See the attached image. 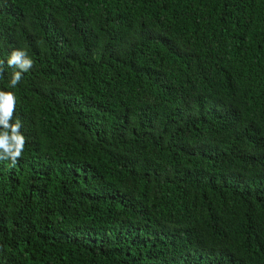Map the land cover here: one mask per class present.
<instances>
[{"label":"trees","instance_id":"trees-1","mask_svg":"<svg viewBox=\"0 0 264 264\" xmlns=\"http://www.w3.org/2000/svg\"><path fill=\"white\" fill-rule=\"evenodd\" d=\"M0 60V264H264V0H0Z\"/></svg>","mask_w":264,"mask_h":264},{"label":"clouds","instance_id":"clouds-1","mask_svg":"<svg viewBox=\"0 0 264 264\" xmlns=\"http://www.w3.org/2000/svg\"><path fill=\"white\" fill-rule=\"evenodd\" d=\"M7 67L12 68L9 87H16L22 79L23 73L30 71L34 61L23 49H13L6 61ZM5 70V61L0 60V75ZM16 106L15 95L10 91L0 90V161H10L15 166L22 157L26 137L20 131L21 120L13 122Z\"/></svg>","mask_w":264,"mask_h":264}]
</instances>
